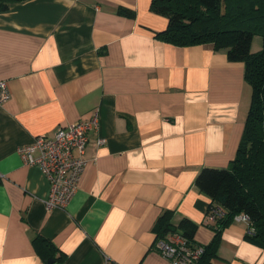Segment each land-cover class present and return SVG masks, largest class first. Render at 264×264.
Returning <instances> with one entry per match:
<instances>
[{
  "label": "crops",
  "instance_id": "obj_1",
  "mask_svg": "<svg viewBox=\"0 0 264 264\" xmlns=\"http://www.w3.org/2000/svg\"><path fill=\"white\" fill-rule=\"evenodd\" d=\"M150 1L24 0L0 11V80L11 93L0 106V264H170L152 247L166 210L197 226L195 244L212 241L211 200L194 180L235 158L251 89L224 50L158 40L168 21ZM94 114L78 189L49 209L47 178L18 148ZM247 231L233 221L212 264H264ZM39 236L56 249L48 262Z\"/></svg>",
  "mask_w": 264,
  "mask_h": 264
},
{
  "label": "trees",
  "instance_id": "obj_2",
  "mask_svg": "<svg viewBox=\"0 0 264 264\" xmlns=\"http://www.w3.org/2000/svg\"><path fill=\"white\" fill-rule=\"evenodd\" d=\"M22 1L0 0V11ZM149 9L168 21L166 29L155 33L158 40L176 47L209 44L216 51L224 50L228 61L244 64V80L251 89L235 158L225 169L202 168L194 180V186L210 198L209 207L220 206L224 211L210 227L214 237L203 246L200 262L212 264L223 231L240 213L250 217L243 239L264 250V0H151ZM120 13L134 16L127 9ZM255 36L261 37L262 47L252 53ZM173 218L169 210L158 217L154 249L158 240L169 235L194 243L197 226L185 218L174 223ZM32 243L44 262L54 259L56 249L48 240L39 236Z\"/></svg>",
  "mask_w": 264,
  "mask_h": 264
},
{
  "label": "built area",
  "instance_id": "obj_3",
  "mask_svg": "<svg viewBox=\"0 0 264 264\" xmlns=\"http://www.w3.org/2000/svg\"><path fill=\"white\" fill-rule=\"evenodd\" d=\"M11 98L9 84L0 80V106ZM98 130V115L94 114L89 121H76L66 126L58 127L52 135H39L27 145L18 148V153L28 166L41 169L49 182V196L45 201L49 209H64L78 189V183L86 167L85 149L89 141L88 134ZM105 140L98 139L97 145ZM224 211L220 206L209 207L206 221L215 223L221 219ZM234 221L246 223L249 227L250 219L240 213ZM155 250L168 260L170 264H202L200 258L203 246L189 243L178 236H168L158 240ZM104 264H118L105 259Z\"/></svg>",
  "mask_w": 264,
  "mask_h": 264
},
{
  "label": "rangeland",
  "instance_id": "obj_4",
  "mask_svg": "<svg viewBox=\"0 0 264 264\" xmlns=\"http://www.w3.org/2000/svg\"><path fill=\"white\" fill-rule=\"evenodd\" d=\"M261 47H262V39H261V37L260 36H255L253 38V41H252L251 52L252 53L258 52L259 50H261Z\"/></svg>",
  "mask_w": 264,
  "mask_h": 264
},
{
  "label": "bare ground",
  "instance_id": "obj_5",
  "mask_svg": "<svg viewBox=\"0 0 264 264\" xmlns=\"http://www.w3.org/2000/svg\"><path fill=\"white\" fill-rule=\"evenodd\" d=\"M165 19V18H164ZM201 46V45H200ZM98 131V130H97ZM89 136V135H88ZM58 210V209H57ZM168 212V211H167ZM171 214V212H169ZM247 215V214H246ZM250 218V217H249ZM208 223V222H207ZM205 225V224H204ZM209 225V224H208ZM216 225V224H215ZM207 227V226H206ZM212 229V228H211ZM252 232V231H251ZM250 232V233H251ZM252 234V233H251ZM161 255V254H160Z\"/></svg>",
  "mask_w": 264,
  "mask_h": 264
},
{
  "label": "water",
  "instance_id": "obj_6",
  "mask_svg": "<svg viewBox=\"0 0 264 264\" xmlns=\"http://www.w3.org/2000/svg\"><path fill=\"white\" fill-rule=\"evenodd\" d=\"M52 261L49 262V264L51 263Z\"/></svg>",
  "mask_w": 264,
  "mask_h": 264
}]
</instances>
